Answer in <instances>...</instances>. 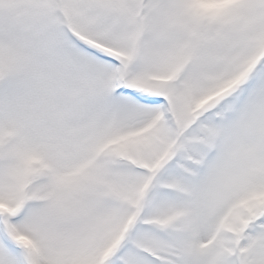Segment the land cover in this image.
Wrapping results in <instances>:
<instances>
[{"label": "snow or ice", "instance_id": "snow-or-ice-1", "mask_svg": "<svg viewBox=\"0 0 264 264\" xmlns=\"http://www.w3.org/2000/svg\"><path fill=\"white\" fill-rule=\"evenodd\" d=\"M0 264H264V0H0Z\"/></svg>", "mask_w": 264, "mask_h": 264}]
</instances>
